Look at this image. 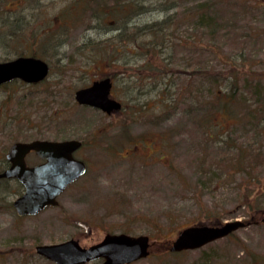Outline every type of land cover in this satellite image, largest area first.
Listing matches in <instances>:
<instances>
[{
    "label": "rangeland",
    "instance_id": "obj_1",
    "mask_svg": "<svg viewBox=\"0 0 264 264\" xmlns=\"http://www.w3.org/2000/svg\"><path fill=\"white\" fill-rule=\"evenodd\" d=\"M202 2L218 17L213 33L184 14ZM166 4L179 20L168 44L142 59L148 45L127 49L130 28L160 20ZM19 55L44 59L49 74L36 84L0 87V169L11 143L35 139L81 140L75 154L87 169L58 205L33 216L13 209L21 185L0 182V264H54L35 246L73 238L88 247L121 232L152 241L148 256L128 264H264V213L255 209H264V129L257 123L264 106L250 122L232 125L227 149L208 143L197 113L183 106L235 71L243 97L258 102L244 84L250 70L264 83V0H0V61ZM202 68L218 82L197 79ZM163 70L176 88L160 93ZM106 75L119 111L106 114L74 100L76 89ZM181 90L182 104L161 102ZM236 148L254 156L248 166L230 165ZM26 161L39 159L29 154ZM252 217L256 223L198 249L167 251L185 226Z\"/></svg>",
    "mask_w": 264,
    "mask_h": 264
},
{
    "label": "water",
    "instance_id": "obj_2",
    "mask_svg": "<svg viewBox=\"0 0 264 264\" xmlns=\"http://www.w3.org/2000/svg\"><path fill=\"white\" fill-rule=\"evenodd\" d=\"M49 72L48 63L34 56H17L0 61V85L13 79L26 83H37ZM112 82L106 76L94 80L90 85L74 91V100L82 105L97 108L107 114L121 108V103L111 97ZM81 145L77 139L32 140L13 142L5 159L9 165L0 171V179H16L23 186L21 194L12 201L17 215H35L47 206L58 203L57 196L85 172L83 160L75 158L73 152ZM33 150L43 162L29 166L25 155ZM240 219L224 222L195 223L180 229L168 244V249L178 252L197 249L207 243L223 238L231 232L248 225ZM151 241L147 235L106 233L102 239L83 247L76 239L59 243L38 244L35 252L55 264H84L97 259L96 264H127L146 257Z\"/></svg>",
    "mask_w": 264,
    "mask_h": 264
},
{
    "label": "trees",
    "instance_id": "obj_3",
    "mask_svg": "<svg viewBox=\"0 0 264 264\" xmlns=\"http://www.w3.org/2000/svg\"><path fill=\"white\" fill-rule=\"evenodd\" d=\"M166 7L161 10L163 11V16L160 20H155L151 22L145 23L143 26L139 27L135 25L130 29H133L131 34L130 45L127 49L133 50L136 52L138 49H141L146 44V51L141 52L142 59L145 58L147 54L150 52L155 51L156 46L158 45H166L168 44V38L171 35V28L175 20H179L178 13L175 11H170L171 6L165 5ZM176 6V5H175ZM174 6V8H175ZM161 8V7H160ZM185 16H189V20L196 21L202 25V27L206 28L209 33H213L218 30V17L216 15L215 10L213 9L212 5L202 2L197 3L195 6L188 9L187 12L184 13ZM173 29V28H172ZM123 30V31H122ZM126 30L125 27L118 28V36H121L122 33ZM147 36L144 40L141 38ZM162 38V40H161ZM132 45V49L130 48ZM150 45V46H149ZM138 48V49H137ZM151 49V50H150ZM146 60V59H144ZM204 68L199 69L197 74V79L206 80L209 84L214 82H218L215 76L209 75L210 71H205ZM234 70V69H233ZM235 71V70H234ZM163 75H159L162 77L163 80V87L160 89V93L162 90L167 92L169 89L173 87L176 88L174 79H172V75H169L166 70L162 71ZM192 74V73H191ZM195 74V73H193ZM238 72H233L231 75L227 76L224 80V83L221 85L214 86L211 92L205 94V97L200 98L197 95H194L192 103H188V105H183L184 109L188 108L187 113H197L195 115V123L204 130V136L208 143L211 145H216V147L227 149L230 145L228 144L231 141L230 134L232 132V125H236L241 123L242 119L247 118V123L250 122L251 119L256 117V110H260L264 106V83H261L258 79L254 78L255 73L254 71L250 70V79L251 82L244 84L248 91H251L250 94L252 95H260L255 102V99L252 101L250 97H243V89L242 85H240V79L236 75ZM194 76V75H193ZM195 77V76H194ZM195 77V78H196ZM168 78H171L168 81ZM220 80V79H219ZM242 81H247L242 78ZM187 82H194V79H190L188 76ZM199 84H202L199 83ZM5 85V84H4ZM2 85V86H4ZM224 85V86H223ZM1 86V87H2ZM218 88V89H217ZM172 89V90H173ZM192 89V88H191ZM170 93V92H169ZM168 93V94H169ZM200 93V89H199ZM203 94V93H202ZM185 93L181 91L173 92L169 97H165L162 99L163 104H182L184 99ZM254 98V97H253ZM166 101V102H164ZM251 101V102H250ZM241 105H246L249 109L243 110L240 109ZM166 108V107H165ZM250 108H256L255 110ZM244 111H246L244 113ZM261 128L264 129V120H259L257 122ZM256 123V124H257ZM255 124V125H256ZM236 155L233 158V163L230 162V165L234 168L233 165L239 166V164L247 165L250 164V161H253L254 156L251 154L248 159V154L241 153L239 149L236 148ZM242 155V157H240ZM240 158V159H239ZM2 161L4 162L2 167H5L6 161L3 158ZM6 181V180H0ZM245 196L242 197L243 204H247L245 201ZM258 204L259 202H255ZM264 208V207H263ZM255 209H257V213L260 212L261 214L264 213V209L260 205H256ZM251 219H255L254 221L249 220L250 224H254L257 222V217H252ZM167 248V247H166Z\"/></svg>",
    "mask_w": 264,
    "mask_h": 264
},
{
    "label": "flooded vegetation",
    "instance_id": "obj_4",
    "mask_svg": "<svg viewBox=\"0 0 264 264\" xmlns=\"http://www.w3.org/2000/svg\"><path fill=\"white\" fill-rule=\"evenodd\" d=\"M104 77V76H103ZM103 77H99V78H95V79H93V80H96V79H100V78H103ZM92 80V81H93ZM91 81V82H92ZM82 146V144L80 145V147ZM79 147V148H80ZM78 148V149H79ZM78 149H76L74 152H73V156L75 157V158H77V156H76V151L78 150ZM29 154H33L34 156H36L37 157V159H39V161H37V162H35V163H33V164H28L27 163V161H26V156L27 155H29ZM78 159H80V158H78ZM6 161V160H5ZM25 161H26V163L28 164V165H36V164H39V163H41L42 161H43V159L42 158H40L33 150H31V151H29L26 155H25ZM9 165V163L8 162H6V164H5V167H2L1 169H5V168H7V166ZM85 165H86V169H87V164H86V162H85ZM100 260H97V261H93V262H91L92 264L93 263H96V262H99Z\"/></svg>",
    "mask_w": 264,
    "mask_h": 264
}]
</instances>
